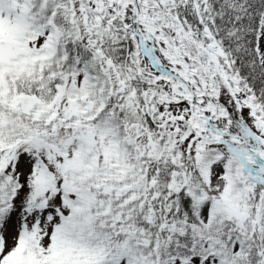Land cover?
Listing matches in <instances>:
<instances>
[{"label": "snow or ice", "instance_id": "snow-or-ice-1", "mask_svg": "<svg viewBox=\"0 0 264 264\" xmlns=\"http://www.w3.org/2000/svg\"><path fill=\"white\" fill-rule=\"evenodd\" d=\"M0 264H264V0H0Z\"/></svg>", "mask_w": 264, "mask_h": 264}]
</instances>
